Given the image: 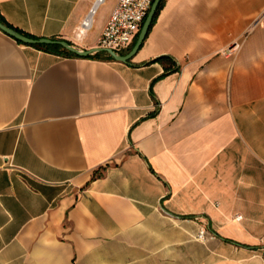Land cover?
Segmentation results:
<instances>
[{
  "label": "crops",
  "instance_id": "0c3cea01",
  "mask_svg": "<svg viewBox=\"0 0 264 264\" xmlns=\"http://www.w3.org/2000/svg\"><path fill=\"white\" fill-rule=\"evenodd\" d=\"M97 1L0 12L90 50ZM0 264H264V0H166L127 61L0 28Z\"/></svg>",
  "mask_w": 264,
  "mask_h": 264
},
{
  "label": "built area",
  "instance_id": "2783aa9c",
  "mask_svg": "<svg viewBox=\"0 0 264 264\" xmlns=\"http://www.w3.org/2000/svg\"><path fill=\"white\" fill-rule=\"evenodd\" d=\"M99 2H101V0L97 1V3ZM153 2L154 0H118L94 48L112 50L117 55H122L123 51L131 47L140 33ZM92 12H94V10H92ZM90 26L91 16H88L87 19L83 21V27L87 29L90 28ZM238 48L239 44H234L233 46L227 47L222 52L226 56H232L238 51ZM207 233L208 228L206 225H203L199 231V239L204 241Z\"/></svg>",
  "mask_w": 264,
  "mask_h": 264
},
{
  "label": "water",
  "instance_id": "95a60500",
  "mask_svg": "<svg viewBox=\"0 0 264 264\" xmlns=\"http://www.w3.org/2000/svg\"><path fill=\"white\" fill-rule=\"evenodd\" d=\"M161 0H154L151 9L142 25V28L140 30V34L139 37L134 45V47L132 48V50L126 54V55H117L114 51L112 50H106V49H97V48H93L90 50H78L76 48H74L73 46H71L67 41L65 40H58V39H52V38H48V37H40V38H33L30 36H26L23 35L17 31H15L14 29L9 28L8 26H6L1 20H0V28L3 29L4 31H6L7 33H9L10 35H12L13 37H15L17 40H20L23 43L26 44H30V45H35V44H61L63 47L78 53L81 56H87L89 54H92L94 52H98V51H106L108 52L112 57H114L116 60L119 61H127L129 59L132 58V56L137 52V50L139 49V47L141 46L145 36L148 33V30L151 26L152 20L156 14V11L158 9V6L160 4Z\"/></svg>",
  "mask_w": 264,
  "mask_h": 264
},
{
  "label": "trees",
  "instance_id": "16d2710c",
  "mask_svg": "<svg viewBox=\"0 0 264 264\" xmlns=\"http://www.w3.org/2000/svg\"><path fill=\"white\" fill-rule=\"evenodd\" d=\"M165 1L166 0H161L159 6H158V9L156 11V14L152 20V23H151V26L153 25V23L156 21V18L160 12V10L162 9V7L164 6L165 4ZM0 20L6 24V25H9L10 27H13L11 26L6 20L5 18L3 17V15L1 14L0 12ZM150 26V27H151ZM14 28V27H13ZM15 30L19 31L21 34L23 35H26V36H30V37H33V38H36L34 37L33 35H30L29 33H26L24 31H20L19 29L17 28H14ZM55 39H58V40H62L60 38H55ZM20 43H23L21 42L20 40H18ZM23 44H26V43H23ZM26 45H29V44H26ZM33 46H36V47H39V48H43V49H47V50H52V51H55V52H59L65 56H81L79 55L78 53L76 52H73L65 47H63L61 44H35ZM86 57H90V58H101V59H106V60H114V58L109 54L107 53L106 51H99V52H96L95 54H89L87 55ZM154 61H160L162 63H164L166 65V68H167V72H170L172 70H178L179 67L177 66V63L175 61V59L170 56V55H161L157 58L154 59ZM100 174L102 173H95L93 178H96L97 176H99Z\"/></svg>",
  "mask_w": 264,
  "mask_h": 264
},
{
  "label": "bare ground",
  "instance_id": "6f19581e",
  "mask_svg": "<svg viewBox=\"0 0 264 264\" xmlns=\"http://www.w3.org/2000/svg\"><path fill=\"white\" fill-rule=\"evenodd\" d=\"M102 1V0H101ZM92 17V16H91ZM93 22V21H92Z\"/></svg>",
  "mask_w": 264,
  "mask_h": 264
}]
</instances>
